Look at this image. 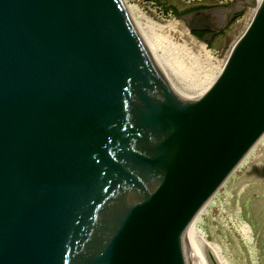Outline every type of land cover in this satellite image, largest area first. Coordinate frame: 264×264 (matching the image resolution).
Segmentation results:
<instances>
[{
	"label": "water",
	"instance_id": "95a60500",
	"mask_svg": "<svg viewBox=\"0 0 264 264\" xmlns=\"http://www.w3.org/2000/svg\"><path fill=\"white\" fill-rule=\"evenodd\" d=\"M245 9L189 98L123 0H0V264H235L209 201L264 137V0L174 15L208 45Z\"/></svg>",
	"mask_w": 264,
	"mask_h": 264
},
{
	"label": "rangeland",
	"instance_id": "374dc122",
	"mask_svg": "<svg viewBox=\"0 0 264 264\" xmlns=\"http://www.w3.org/2000/svg\"><path fill=\"white\" fill-rule=\"evenodd\" d=\"M123 1L135 8L140 25L154 40L156 55L168 69L178 74L182 72L181 75H185L188 62L194 58L198 63L205 62L203 65L213 67V73H218L244 32L251 13L250 9H245L212 45H205L191 39L195 35L175 18L170 9L175 7L183 11L194 6L212 7L225 5L230 0ZM259 145L255 149L257 152L254 151L257 161L249 160L250 163L237 168L209 201V208L224 234L235 264H264V179L243 176L253 164H261L264 148L262 152L263 144Z\"/></svg>",
	"mask_w": 264,
	"mask_h": 264
},
{
	"label": "bare ground",
	"instance_id": "6f19581e",
	"mask_svg": "<svg viewBox=\"0 0 264 264\" xmlns=\"http://www.w3.org/2000/svg\"><path fill=\"white\" fill-rule=\"evenodd\" d=\"M258 1H260V0H258ZM124 5H125V8H126L128 14H129L131 20L133 21L134 25L136 26L140 36L143 38L144 43L148 46V48L151 50V52L155 55L157 60L160 62V64L162 65L163 69L165 70L166 74L168 75V77L173 82L178 84L184 90V92L186 93V95L189 98H195V97L200 96L212 84V82L214 81V79L216 78V76L218 75L219 72L218 73H213V71H214V70H212L213 67L211 68L210 66L203 65L205 62L203 64L202 63H198L197 60L195 61V58H194V60L192 59L189 62L187 61L189 63V65L187 64L188 67H186L187 70L185 72V75H181L182 72L180 74H178L174 70H172L170 68L168 69L165 66V64L163 63V60H161L156 55L155 50H154V40L146 32V30L140 25L138 17L135 16V13H136L135 12V8L132 5L130 6V4L127 5V4L124 3ZM252 15H253V11H251V13H250L249 21H250ZM191 39L194 41L193 37H191ZM190 59H191V56H190ZM259 144L260 145L261 144L264 145V137L256 145V147ZM256 147L246 156V158L240 164L239 168L242 167V165H244V164L247 165V163H250V161H257V155L254 154V151H255ZM255 152H257V150ZM245 229H246V227H245ZM243 233H244V231H243Z\"/></svg>",
	"mask_w": 264,
	"mask_h": 264
},
{
	"label": "flooded vegetation",
	"instance_id": "af4514ba",
	"mask_svg": "<svg viewBox=\"0 0 264 264\" xmlns=\"http://www.w3.org/2000/svg\"><path fill=\"white\" fill-rule=\"evenodd\" d=\"M206 8H208L207 6H194V7H192V8H189V9H187V10H183V11H181V10H178L177 8H175V7H172L170 10L173 12H177L178 14H183V13H187V12H191V11H195V10H200V9H206ZM193 34L197 37V38H202V37H204L205 35H207L208 34V31H197V32H193ZM220 35V34H219ZM219 35H215V36H212L211 38H210V42H209V45H212L213 43H214V41H215V39L219 36ZM261 174H262V172H261Z\"/></svg>",
	"mask_w": 264,
	"mask_h": 264
},
{
	"label": "trees",
	"instance_id": "16d2710c",
	"mask_svg": "<svg viewBox=\"0 0 264 264\" xmlns=\"http://www.w3.org/2000/svg\"><path fill=\"white\" fill-rule=\"evenodd\" d=\"M174 12V11H173ZM178 14L176 11L174 12V15Z\"/></svg>",
	"mask_w": 264,
	"mask_h": 264
},
{
	"label": "built area",
	"instance_id": "2783aa9c",
	"mask_svg": "<svg viewBox=\"0 0 264 264\" xmlns=\"http://www.w3.org/2000/svg\"><path fill=\"white\" fill-rule=\"evenodd\" d=\"M251 20V19H250ZM250 22V21H249ZM249 22H247V25L249 24ZM247 27V26H246Z\"/></svg>",
	"mask_w": 264,
	"mask_h": 264
}]
</instances>
